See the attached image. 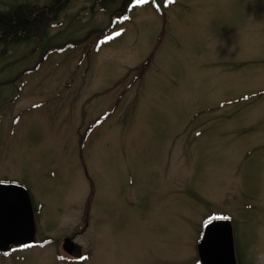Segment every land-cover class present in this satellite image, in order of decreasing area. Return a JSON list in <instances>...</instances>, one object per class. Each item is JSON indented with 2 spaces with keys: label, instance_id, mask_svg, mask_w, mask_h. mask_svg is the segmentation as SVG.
Wrapping results in <instances>:
<instances>
[{
  "label": "rangeland",
  "instance_id": "obj_1",
  "mask_svg": "<svg viewBox=\"0 0 264 264\" xmlns=\"http://www.w3.org/2000/svg\"><path fill=\"white\" fill-rule=\"evenodd\" d=\"M164 2L105 34L120 5L74 0L37 70L17 77L31 46L4 53L17 88H0V182L29 192L35 239L52 241L0 264H196L206 217L231 222L242 264H264V0ZM65 236L82 259L66 263Z\"/></svg>",
  "mask_w": 264,
  "mask_h": 264
},
{
  "label": "water",
  "instance_id": "obj_2",
  "mask_svg": "<svg viewBox=\"0 0 264 264\" xmlns=\"http://www.w3.org/2000/svg\"><path fill=\"white\" fill-rule=\"evenodd\" d=\"M33 234V213L27 192L18 186L0 185V250L11 243L33 242ZM63 249L81 256L79 247L69 239L64 241ZM198 254L203 264H235L232 233L227 222L206 227Z\"/></svg>",
  "mask_w": 264,
  "mask_h": 264
},
{
  "label": "trees",
  "instance_id": "obj_3",
  "mask_svg": "<svg viewBox=\"0 0 264 264\" xmlns=\"http://www.w3.org/2000/svg\"><path fill=\"white\" fill-rule=\"evenodd\" d=\"M72 1L50 0L46 6H36L23 1L16 3L0 0V6L4 8V10L0 9V46L6 45L15 50L21 46L25 48L31 46L29 53H37L38 64H40L51 49L50 32L53 24ZM132 1L136 0H93V3L105 7L106 10L113 7L107 5L119 4L121 10L120 7L117 10L113 7L109 12L111 18H119L123 17L126 6ZM35 46H37L36 49ZM0 54L4 55V51L0 50ZM262 95L261 93L256 97L260 98Z\"/></svg>",
  "mask_w": 264,
  "mask_h": 264
},
{
  "label": "snow or ice",
  "instance_id": "obj_4",
  "mask_svg": "<svg viewBox=\"0 0 264 264\" xmlns=\"http://www.w3.org/2000/svg\"><path fill=\"white\" fill-rule=\"evenodd\" d=\"M142 2H146V0H142Z\"/></svg>",
  "mask_w": 264,
  "mask_h": 264
}]
</instances>
